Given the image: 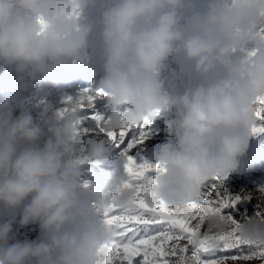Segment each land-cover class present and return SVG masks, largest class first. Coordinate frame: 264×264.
<instances>
[{
    "label": "clouds",
    "instance_id": "clouds-1",
    "mask_svg": "<svg viewBox=\"0 0 264 264\" xmlns=\"http://www.w3.org/2000/svg\"><path fill=\"white\" fill-rule=\"evenodd\" d=\"M182 3L119 0L108 8L102 14L104 76L97 85L106 95L92 93L111 106L105 133L174 111L166 127L175 143L156 155L161 170L147 197L174 208L196 200L213 177L235 171L255 124L256 101L264 97V36L255 31L264 23V0H214L184 26L177 14ZM87 5L88 0H0V60L20 70L34 65L41 87H57L64 60L85 64ZM248 44L254 54L233 59ZM175 53L194 62L202 80L181 95L162 91L161 68ZM13 102L5 95L0 103V203L16 208L30 197L20 224L38 222L43 235L40 242L9 244L12 226L0 225V264H99L100 250L113 238L101 213L111 205L130 208L136 193L118 188L123 176L117 170L82 181L83 165L104 153L103 143L89 141L84 157L77 155L85 136L81 106L91 107L88 94L79 93L52 116L51 105L42 108L37 118L49 125L43 147L37 146L42 129L27 111L13 118ZM258 199L264 201V190ZM205 227L219 234L229 226L212 215ZM239 234L264 245V219L242 220Z\"/></svg>",
    "mask_w": 264,
    "mask_h": 264
},
{
    "label": "rangeland",
    "instance_id": "rangeland-1",
    "mask_svg": "<svg viewBox=\"0 0 264 264\" xmlns=\"http://www.w3.org/2000/svg\"><path fill=\"white\" fill-rule=\"evenodd\" d=\"M119 0H88V5L82 14V23L90 28L87 37L86 61L81 65L71 59L63 61V68L59 71L58 86L45 85L41 87L39 81L42 74L34 65H26L23 70L15 64H7L0 60V103H3L5 95L14 97L12 104L13 118L21 112H29L34 122L42 129L44 135L37 142V146L43 147L49 138L47 131L49 125L40 121L37 117L45 105H51L52 116L66 107L68 99L76 97L85 89H95L104 76L103 55V19L102 14L110 7H114ZM214 0H183L182 7L177 10L180 25L184 26L196 14H204ZM251 50V45L238 49L233 59H242ZM85 69L94 70V77H87ZM162 91L169 95H181L185 91L202 83L201 78L195 72L194 62L184 58L183 53H175L170 56L161 68ZM93 111H98L105 116L111 111L107 98L98 99L94 109H83L81 116L86 127H95V122L86 119ZM175 119L174 111L160 113L148 126V136L142 144H138L132 151L139 162L146 159L156 162V155L165 144H174V136L169 135L166 122ZM131 135V134H130ZM89 141L101 142L104 145L103 155L94 163L83 165L82 181H94L105 171L117 170L122 176L126 157L124 155L125 144H119L110 139L104 133L93 132L84 136L78 146L77 155L83 158L84 149ZM22 144L21 147H28ZM216 183L215 180L208 184ZM223 186L232 197H241L237 204L239 214L253 217L255 213L264 209V201L258 199V193L264 190V132L253 134L251 132L249 144L245 153L237 158V168L223 180ZM207 191L206 187L202 192ZM244 197H250L245 199ZM30 197L16 208H8L0 203V225L8 223L12 226L9 244L17 242H40L42 232L39 223H29L21 226L20 221L24 207L30 202ZM252 264H259L253 261Z\"/></svg>",
    "mask_w": 264,
    "mask_h": 264
},
{
    "label": "snow or ice",
    "instance_id": "snow-or-ice-1",
    "mask_svg": "<svg viewBox=\"0 0 264 264\" xmlns=\"http://www.w3.org/2000/svg\"><path fill=\"white\" fill-rule=\"evenodd\" d=\"M256 33L264 36V23L258 25ZM251 50L247 55H252ZM91 107L82 104V109H94L96 96L106 94L101 89H85ZM72 98L68 99L70 102ZM253 134L264 132V97L255 104ZM158 115V113H157ZM106 116L93 111L86 119L95 122L94 128L84 126L87 136L98 132L106 134L119 144H125L126 163L122 184L118 188L133 190L136 195L130 208L109 206L101 215L112 231V240L102 247L99 264H264V245L254 244L241 238V221L264 219V209L253 217L239 214L237 204L241 197H232L223 186L226 177H213L216 183L204 185L207 191L183 208L168 206L163 201L149 203L151 186L161 170L157 162L142 159L138 162L133 149L148 136V126L153 119L146 118L136 126L112 132L103 131ZM131 134V135H130ZM209 181V182H210ZM250 199V197H244ZM217 215L228 224V230L215 233L205 227L209 216Z\"/></svg>",
    "mask_w": 264,
    "mask_h": 264
}]
</instances>
